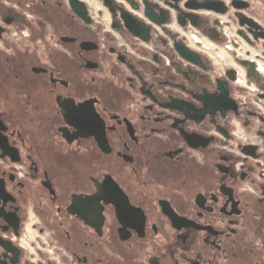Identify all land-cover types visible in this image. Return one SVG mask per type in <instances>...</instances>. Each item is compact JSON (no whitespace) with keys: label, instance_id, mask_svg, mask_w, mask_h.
Masks as SVG:
<instances>
[{"label":"flooded vegetation","instance_id":"flooded-vegetation-1","mask_svg":"<svg viewBox=\"0 0 264 264\" xmlns=\"http://www.w3.org/2000/svg\"><path fill=\"white\" fill-rule=\"evenodd\" d=\"M80 1L0 0V264H264V0Z\"/></svg>","mask_w":264,"mask_h":264},{"label":"water","instance_id":"water-1","mask_svg":"<svg viewBox=\"0 0 264 264\" xmlns=\"http://www.w3.org/2000/svg\"><path fill=\"white\" fill-rule=\"evenodd\" d=\"M103 2V6L106 7L110 12L113 11L112 9V4H113V1L112 0H100ZM129 2H132V0H128ZM169 1H172V2H177L178 0H169ZM192 0H188V2L185 4V7L187 8H194V9H198L199 7H193L190 5V2ZM143 6H144V12H145V15L147 17H152L151 14V7L152 9L153 8H156L155 5H151V2L150 0H141ZM70 4H71V8L77 12L80 17L82 18L83 16H85L87 14V8H86V5L84 2L80 1V0H70ZM173 8H176L175 5H171ZM135 9H137V7L135 6L134 7ZM157 9V8H156ZM118 10L120 11V19L122 20L123 22V25L124 27L127 29V31L129 33H131L134 37H138L139 39H142L144 41H147L148 38L146 37L145 35V30L143 29H140L139 27H137L136 23L132 20H129L127 19L126 17L128 15H126L124 13V11L120 8H118ZM158 13H159V17H160V24H163L165 23V19H164V11L161 10V9H158ZM191 19V18H190ZM190 22L192 24H194L193 20L191 19Z\"/></svg>","mask_w":264,"mask_h":264}]
</instances>
